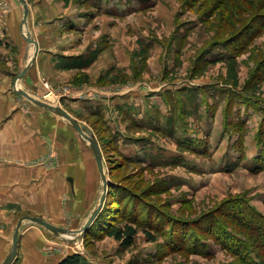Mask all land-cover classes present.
<instances>
[{
    "label": "rangeland",
    "instance_id": "374dc122",
    "mask_svg": "<svg viewBox=\"0 0 264 264\" xmlns=\"http://www.w3.org/2000/svg\"><path fill=\"white\" fill-rule=\"evenodd\" d=\"M36 1L39 17L54 20L47 28L40 22L47 48L65 65L46 57L27 93L63 109L96 139L107 180L103 220L74 240L48 232L42 253L59 262L80 255L87 264H241L213 235L201 240L205 254L180 239L200 221L225 222L249 237L224 218L244 203L264 217V171H255L264 119V0H28ZM243 31L252 35L236 41ZM30 53V46L0 52L11 82ZM12 99L0 102V114L15 104L22 142L34 139L32 155L18 165L31 176L64 173L41 184L37 213L0 206V221L29 214L76 231L102 194L91 150L64 119ZM42 124L57 138H42L43 154L34 155ZM8 140H0L1 164L5 147L15 144ZM66 175L75 177V196ZM125 224L136 230L129 248L100 231ZM170 236L184 248H170Z\"/></svg>",
    "mask_w": 264,
    "mask_h": 264
},
{
    "label": "crops",
    "instance_id": "0c3cea01",
    "mask_svg": "<svg viewBox=\"0 0 264 264\" xmlns=\"http://www.w3.org/2000/svg\"><path fill=\"white\" fill-rule=\"evenodd\" d=\"M6 1L8 2L0 0V36L3 41V45L0 47V52H8L14 46L17 48V51L25 53V51H27V47H31L30 56L22 64V66H20V72L18 70L20 74L32 56L33 47L24 40L22 35V6L17 0ZM25 1L28 6V32L30 37L38 45V53L25 77L19 81L18 86H20L24 91L31 93L32 91L28 88V80L30 81L38 76V69L42 63H46V57L48 60L49 58L52 60L51 64H55L59 67L65 64H59L58 59H60V57L48 50L47 43L49 39L44 36V34H41L40 31V26H42L40 22H46L48 24V26L46 24L47 28L54 24V20L49 19L51 17L50 15H45L49 20H44L45 18L41 19L39 17L38 12L42 6L41 2L36 1L33 4H30L28 0ZM11 77L12 74H8L5 69L0 68V82L6 81V86L0 90V102L2 101L1 106L5 104L3 101H13L14 99L12 98H21V96L17 95L14 91L15 79L11 82ZM21 118L22 115L17 108H15V104L4 108L2 115L0 114V140L9 139L8 141L12 142L11 140H14L13 142L15 143L12 147H5L7 150H4V153H8L7 160H5L2 164L0 162V206H2V208L6 205V207H11V205L14 204L15 208H19L17 210L19 211L18 213L25 210L37 213L39 206L37 205V208H34V203L39 201V197L37 196L41 192V184L43 183L45 185L46 182H48L50 185L52 182H56V177L62 176L63 174L61 173H64V171L61 169L59 171V175H56V177L51 176V172L45 173L44 171L34 173V175L31 176L32 172L30 170L22 167V165H18L19 161H24V159L29 156L26 155L27 151L30 156L32 155V148L34 145V139H31L32 135L29 136L28 141L32 143L26 144V142H22L23 140H21V138L26 134V130L23 128L24 126L22 125L23 127H20ZM45 126H47V128ZM45 126L43 124L41 125L39 150L35 151L34 155L43 154L44 146L43 143H41L42 138H45L46 136L57 138L54 131L49 130L50 125L46 124ZM63 168L65 169V167ZM50 177H53V179L51 180ZM66 178L69 184V190L72 196H75V187L77 183L75 177L74 175H66ZM43 202L46 204L47 200L44 199ZM23 217L40 218L29 214ZM19 219L20 218H16L14 215H11L6 216L3 221H0V263L10 250L13 230ZM40 219L44 220V218ZM44 221L48 222V220ZM48 223L56 226L54 223ZM49 236V233L44 229L25 222L19 232L17 253L12 264H57L59 261L52 260L42 253L44 245L43 242L46 239H49Z\"/></svg>",
    "mask_w": 264,
    "mask_h": 264
},
{
    "label": "trees",
    "instance_id": "16d2710c",
    "mask_svg": "<svg viewBox=\"0 0 264 264\" xmlns=\"http://www.w3.org/2000/svg\"><path fill=\"white\" fill-rule=\"evenodd\" d=\"M251 30V29H250ZM244 32V33H243ZM241 35L239 34L234 39L238 42L242 40V37L245 36V33L248 34V31H243ZM253 34L255 32H252ZM250 34V33H249ZM252 35V34H250ZM249 38V37H248ZM244 40V38H243ZM3 45V41L0 36V47ZM258 142L262 145L261 149V155L257 159V168L256 172L258 171H264V119L262 120L261 130L258 135ZM227 205V204H226ZM233 207V206H230ZM234 212H231L232 210L226 212V216L224 213V218L228 219V221L234 223V225L237 228H242L244 231H247L250 236L246 238H240V233L234 231L233 229H229V227L225 225V222L223 223H216L208 225L207 227H203L199 223H202L200 221L198 223L197 229H193L192 232H184L182 233L183 239H180L182 243L188 241L191 242L190 247H185L188 250H193L197 253L205 254L203 251V243L202 238L205 236H211L216 239V242L221 244L223 246V249L226 251H229L232 253L241 264H264V217H262L260 214L255 213L254 210L244 203L243 206L233 207ZM104 207L94 220L93 224L90 226V228L84 233V235L87 234V232H90L93 226L100 223L103 219L102 213H103ZM222 214L220 211L218 213H215L214 216L211 217V221H214L215 216ZM230 215V216H229ZM217 218V216H216ZM132 223H138L139 221H136V217L130 218L127 217ZM134 223V224H135ZM140 223V222H139ZM153 230H158V227L153 225H148ZM103 228V227H102ZM100 231L110 237L116 240L121 244L123 248H129L133 244V239L136 235V230L131 225L125 224L121 228H103L100 229ZM147 236L149 242H154L155 238L148 232L145 233ZM170 248H184L183 244L177 243L176 239L174 237H169ZM58 264H87L80 255H72L68 256L62 261H60Z\"/></svg>",
    "mask_w": 264,
    "mask_h": 264
},
{
    "label": "water",
    "instance_id": "95a60500",
    "mask_svg": "<svg viewBox=\"0 0 264 264\" xmlns=\"http://www.w3.org/2000/svg\"><path fill=\"white\" fill-rule=\"evenodd\" d=\"M17 1L22 6V11H23V14H22V35H23L24 40L33 47V53H32V56L30 57L29 61L27 62L25 68L18 75V77L15 81L16 84H18V82L21 81L25 77L27 71L29 70L31 64L34 62L36 55L38 53V45L30 37L29 32H28V27H27L28 6H27V3L25 0H17ZM14 91L17 95L23 97L25 100L29 101L34 106L64 119L73 127V129L78 133L80 138L88 145V147L91 150V153H92L93 158L95 160V163L97 165L98 173L100 176V181L102 184V194L98 200V203L95 205L94 209L92 210V212L87 217L85 223L82 225V227H80L76 231H70V230H66L63 228H58V227L53 226V225L49 224L48 222H46L40 218H37V217H23V218L19 219V221L17 222V224L13 230L10 250H9L8 254L6 255V257L4 258V260L0 264H12L14 262V259L16 257V253H17L19 232H20L22 225L25 222L35 224V225L43 228L47 232L51 233L55 237H66L68 240H74V239H70V236H72V235H75L77 237L82 236L90 228V226L93 224L94 220L96 219V217L100 213L102 206H103L104 199H105L106 187H107V180H106V175H105L104 166H103V158H102V154H101V151H100V148H99V145H98L96 139L93 136L84 133V131L82 130L79 123L75 119H73L67 112H65L63 109H61L60 107H56V106L47 104V103H45L39 99H36L35 97L31 96L30 94H28L24 90H22L20 88L18 89V87H16V85H15Z\"/></svg>",
    "mask_w": 264,
    "mask_h": 264
}]
</instances>
